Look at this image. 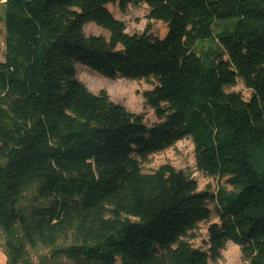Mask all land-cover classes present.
<instances>
[{
    "label": "trees",
    "instance_id": "trees-1",
    "mask_svg": "<svg viewBox=\"0 0 264 264\" xmlns=\"http://www.w3.org/2000/svg\"><path fill=\"white\" fill-rule=\"evenodd\" d=\"M146 4L163 22L130 35L110 5ZM110 39L87 36L88 24ZM0 62V232L8 264H210L227 243L264 264V0H6ZM208 46V47H206ZM77 65L110 79H155L159 123L93 94ZM242 80V96L226 88ZM191 138L197 169L226 178L216 195L183 171L141 163ZM38 185L42 201L21 200ZM209 250L185 239L210 222ZM71 237L70 245L59 246ZM65 240V241H63Z\"/></svg>",
    "mask_w": 264,
    "mask_h": 264
},
{
    "label": "rangeland",
    "instance_id": "rangeland-1",
    "mask_svg": "<svg viewBox=\"0 0 264 264\" xmlns=\"http://www.w3.org/2000/svg\"><path fill=\"white\" fill-rule=\"evenodd\" d=\"M5 2L0 0V62L6 60V27H5ZM109 10L114 17L125 23L126 32L130 35L142 34L150 30L152 34L160 39L166 37L168 28L163 22L155 21L149 18L150 9L146 4L130 5L125 12H122L119 5H110ZM87 36H102L110 39V33L97 26L96 24H88L85 26ZM208 47V46H206ZM77 77L87 86L93 94L106 93L109 98L118 104L125 106L130 112L136 115H142L145 123L148 126H153L160 122L156 117L154 110L146 105L144 93L153 90L157 86L155 79L142 81H129L125 79L110 80L104 78L84 66L77 65ZM227 93H235L242 96L245 101H249L252 97V91L249 90L242 80H239L237 85L231 88H226ZM164 165L173 166L177 171H183L199 186V191H207L216 195L220 188L228 191L231 187L227 184L226 178L209 177L200 172L196 167L195 161V146L191 138H186L177 143L174 147L152 155L146 162L141 163L143 173H153ZM42 204L38 197V185L33 186L25 192L21 200V206L31 210L35 206ZM210 208L213 211V218L210 222L202 223L198 229L191 233L185 241L189 242L192 247L203 251L209 250V228L213 223H218L217 211L218 205L216 202L210 203ZM71 237L63 240L59 246L70 245ZM28 259L34 263H40L46 260V264H52L49 261L51 252L43 247L27 248ZM0 264H8V256L6 251V237L0 232ZM210 264H249L245 258L242 249L233 244L227 243L221 258L216 261H210Z\"/></svg>",
    "mask_w": 264,
    "mask_h": 264
}]
</instances>
